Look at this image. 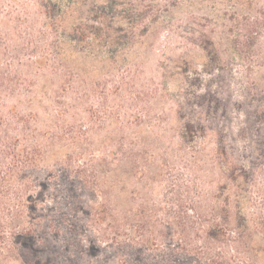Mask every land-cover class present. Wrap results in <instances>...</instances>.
<instances>
[{"label": "trees", "instance_id": "obj_1", "mask_svg": "<svg viewBox=\"0 0 264 264\" xmlns=\"http://www.w3.org/2000/svg\"><path fill=\"white\" fill-rule=\"evenodd\" d=\"M14 1L0 0V264H264V90L237 147L213 154L209 211L191 200L190 217L179 192L157 205L152 184L122 202L123 147L97 148L63 125L42 134L11 102H22L25 69L127 52L155 18L152 0H35L34 21L4 17Z\"/></svg>", "mask_w": 264, "mask_h": 264}, {"label": "rangeland", "instance_id": "obj_2", "mask_svg": "<svg viewBox=\"0 0 264 264\" xmlns=\"http://www.w3.org/2000/svg\"><path fill=\"white\" fill-rule=\"evenodd\" d=\"M152 2L155 18L127 52L112 60L69 53L64 70L25 69L17 83L22 102L11 105L25 120L36 116L42 134L63 125L97 148L123 147L129 161L113 172L124 173L122 202L152 184V202L179 192L194 217L191 200L210 210L202 191L218 180L215 150L237 147L253 123L256 91L264 90V0ZM36 7L16 0L2 14L34 21Z\"/></svg>", "mask_w": 264, "mask_h": 264}]
</instances>
